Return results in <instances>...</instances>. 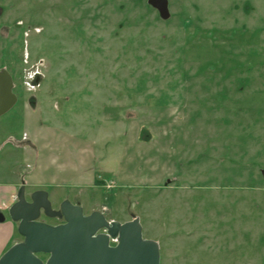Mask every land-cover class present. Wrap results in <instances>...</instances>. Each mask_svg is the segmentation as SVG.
I'll return each instance as SVG.
<instances>
[{"label": "rangeland", "instance_id": "obj_1", "mask_svg": "<svg viewBox=\"0 0 264 264\" xmlns=\"http://www.w3.org/2000/svg\"><path fill=\"white\" fill-rule=\"evenodd\" d=\"M168 1L163 18L149 0H0L18 96L0 180L31 172L27 198L47 190L53 209L138 217L160 264H264V0ZM18 195L0 234L21 241Z\"/></svg>", "mask_w": 264, "mask_h": 264}, {"label": "water", "instance_id": "obj_2", "mask_svg": "<svg viewBox=\"0 0 264 264\" xmlns=\"http://www.w3.org/2000/svg\"><path fill=\"white\" fill-rule=\"evenodd\" d=\"M149 3L163 18L169 17L168 0H149ZM17 101L12 74L0 69V116ZM9 212L18 222L23 240L0 256V264H160L159 242L144 237L138 217L124 223L109 221L103 212L86 214L82 205L70 200H64L60 209H53L49 193L44 189L33 191L29 198L21 189ZM42 214L63 218L64 222L43 221ZM5 218L0 211V222ZM112 239L117 240L114 245Z\"/></svg>", "mask_w": 264, "mask_h": 264}, {"label": "crops", "instance_id": "obj_3", "mask_svg": "<svg viewBox=\"0 0 264 264\" xmlns=\"http://www.w3.org/2000/svg\"><path fill=\"white\" fill-rule=\"evenodd\" d=\"M29 114H27L28 116ZM44 130H36L34 133H33V138H32V142H30L28 145L24 144V146H19V145H15L14 149H23L25 148L26 150H28L29 148L33 147V145L35 144L34 142H36L40 136H41V133L43 132ZM27 132V131H25ZM29 139H30V136H29ZM13 154V153H12ZM11 154V156H12ZM6 159L12 163L13 160H11V156L6 154ZM77 170V167L75 165H73L70 169V171H72V173L74 171ZM22 176V175H21ZM32 176L33 174L30 172L28 173V175L26 176L27 180H31L32 179ZM21 177H20V180L18 181V183H13V180H5V179H1L0 180V206H1V198L2 197H6V198H9L12 196V195H16L17 193V187H19L21 185ZM33 187V185H31ZM34 186H37L36 184ZM42 187V186H41ZM44 187H47V186H44ZM49 187V186H48ZM54 194H56L55 192V189H54ZM1 225V224H0ZM13 226L14 225H10L8 226V228L10 229V233H11V237L8 239L6 238H3L5 235L3 234H0V256L11 246L13 245L14 243H16L18 241V238L16 237L15 235V229H13ZM2 229V226H0V230Z\"/></svg>", "mask_w": 264, "mask_h": 264}, {"label": "flooded vegetation", "instance_id": "obj_4", "mask_svg": "<svg viewBox=\"0 0 264 264\" xmlns=\"http://www.w3.org/2000/svg\"><path fill=\"white\" fill-rule=\"evenodd\" d=\"M36 80V79H35ZM35 80H34V82H35ZM17 137V135H12L11 136V138H12V140H15V141H17L18 140V142H22V144L24 143H26V141H28V140H30L29 139V134L27 133V132H25V131H23L22 133H21V135H19L18 136V138H16ZM23 144V145H24ZM19 146H21V145H19ZM26 176L24 175L23 177H22V179H21V185L19 186V187H17V193L18 192H20V190L21 189H25V187H27L25 184H24V178H25ZM16 202V201H15ZM15 202H13L12 204L10 203V204H8V207H7V205L5 206V209L7 208V209H9ZM4 208L3 207H0V211H2L3 213H4ZM5 214V213H4ZM6 215V214H5Z\"/></svg>", "mask_w": 264, "mask_h": 264}, {"label": "built area", "instance_id": "obj_5", "mask_svg": "<svg viewBox=\"0 0 264 264\" xmlns=\"http://www.w3.org/2000/svg\"><path fill=\"white\" fill-rule=\"evenodd\" d=\"M33 81H34V80H32V82H33ZM112 241L117 242L116 239H112V240H111V243H112ZM113 244H115V243H113Z\"/></svg>", "mask_w": 264, "mask_h": 264}]
</instances>
